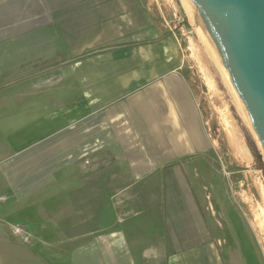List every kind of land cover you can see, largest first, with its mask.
I'll return each mask as SVG.
<instances>
[{
  "label": "crops",
  "instance_id": "0c3cea01",
  "mask_svg": "<svg viewBox=\"0 0 264 264\" xmlns=\"http://www.w3.org/2000/svg\"><path fill=\"white\" fill-rule=\"evenodd\" d=\"M165 27L149 0H0V102L9 96L3 88L23 87L52 69V127L35 122L10 134L14 156L0 159V193L8 192L14 171L22 172L16 180L24 186L20 162L28 156L33 168L52 158V184L64 182L67 205L87 197V183L100 184L96 199L120 193V183L184 187L185 160L208 143L190 76L194 64L179 35ZM106 183L114 189L106 192ZM190 211L194 222L176 223L170 236L159 229L129 241L114 228L101 229L92 238L66 240L70 253L52 258L62 264H223L216 244L201 237L200 213ZM228 229L244 264H263L247 225L230 222Z\"/></svg>",
  "mask_w": 264,
  "mask_h": 264
},
{
  "label": "rangeland",
  "instance_id": "374dc122",
  "mask_svg": "<svg viewBox=\"0 0 264 264\" xmlns=\"http://www.w3.org/2000/svg\"><path fill=\"white\" fill-rule=\"evenodd\" d=\"M149 1L164 29L179 35L186 60L194 64L190 76L207 149L185 160L190 166L185 168L188 182L184 187L175 182L120 183L115 184L121 187L120 193L96 199L92 195L100 184L87 183V197L73 198L69 205L64 182L52 184V158L35 161L39 165L33 168V156L26 157L20 162L25 166L24 186L16 180L22 172L14 171L8 174V192L0 193V264H62L52 255L70 253L72 247L66 240L92 238L101 229L114 228L129 241L142 233L154 237L159 229L170 236L176 223L194 222L190 208L200 213L201 237L216 244L223 264H244L234 247L230 222L247 225L249 244L264 264V152L185 0ZM33 82L3 88L10 90L0 102V159L5 161L14 156L7 142L13 131L35 122L52 127V69L42 70ZM27 152L21 150L20 156ZM113 187L106 183L105 191Z\"/></svg>",
  "mask_w": 264,
  "mask_h": 264
},
{
  "label": "water",
  "instance_id": "95a60500",
  "mask_svg": "<svg viewBox=\"0 0 264 264\" xmlns=\"http://www.w3.org/2000/svg\"><path fill=\"white\" fill-rule=\"evenodd\" d=\"M264 152V0H185Z\"/></svg>",
  "mask_w": 264,
  "mask_h": 264
},
{
  "label": "bare ground",
  "instance_id": "6f19581e",
  "mask_svg": "<svg viewBox=\"0 0 264 264\" xmlns=\"http://www.w3.org/2000/svg\"><path fill=\"white\" fill-rule=\"evenodd\" d=\"M185 2H186V1H185ZM186 4H187V3H186ZM189 10H190V9H189ZM214 57H215V55H214ZM216 59H217V58H216ZM217 62H218V60H217ZM218 64H219V67H220V69H221L223 75L225 76V78L227 79L228 83L230 84V82H229L227 76L225 75V73H224V71H223V69H222V67H221V65H220L219 62H218ZM230 85H231V84H230ZM232 88H233V87H232ZM233 91H234V89H233ZM234 94H236L235 91H234ZM236 96H237V95H236ZM238 100H239V98H238ZM239 102H240V100H239ZM239 104H241V102H240ZM241 105H242V104H241ZM241 108L243 109V111H245L244 108H243L242 106H241Z\"/></svg>",
  "mask_w": 264,
  "mask_h": 264
}]
</instances>
